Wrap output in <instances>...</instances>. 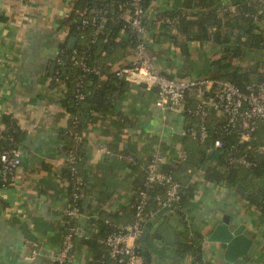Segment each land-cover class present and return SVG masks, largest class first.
Returning a JSON list of instances; mask_svg holds the SVG:
<instances>
[{
    "label": "crops",
    "instance_id": "obj_1",
    "mask_svg": "<svg viewBox=\"0 0 264 264\" xmlns=\"http://www.w3.org/2000/svg\"><path fill=\"white\" fill-rule=\"evenodd\" d=\"M75 1L32 0L25 4L0 0V112L10 115L19 127L22 155L14 186L0 189V264H49L62 241L64 222L59 208L65 203L68 187L60 171L65 166L64 146L72 126L68 113L59 104L66 87L57 81V86L50 88L49 83L60 65L61 45L75 37V48L89 35L85 31L68 36ZM183 1H151L143 36L147 55L167 77L206 78L218 66L214 62L219 58V47L210 42L188 41L174 22L165 32L157 21L169 11L182 10ZM238 1L220 0L219 15L234 13ZM127 15L123 17L125 22ZM18 19L22 26L11 30L9 23ZM257 26L264 33V17ZM130 32L121 29L113 45L107 43L108 50L98 51L95 64L99 68L113 73L137 59L136 49L128 40ZM194 69L200 74H193ZM111 97L110 110L89 119L80 132L85 138L80 170L86 184H92L89 188L95 196L76 226L83 233L80 241L76 237L72 264L103 261L99 258H104L105 249L88 245L96 231L92 222L99 217H108L115 226L131 221L134 186L157 155L163 160L161 170L173 169L178 183L188 180L194 185V209L185 216V224L170 209L156 221L160 225L163 219L172 220L179 244L155 240L152 229L147 247L150 262L144 258V263L195 264L190 254L177 257L175 253L192 236L193 229L202 237L200 264H225L219 245L203 242L209 226L227 215L233 225L245 227L246 236L255 245L253 253L236 264H264V214L259 207L235 194V186L205 181L201 170L191 171L181 158L183 154L194 155L199 148L194 138L196 120L161 113L155 106V89L143 85L124 82L114 86ZM242 185L250 195V187Z\"/></svg>",
    "mask_w": 264,
    "mask_h": 264
},
{
    "label": "trees",
    "instance_id": "obj_2",
    "mask_svg": "<svg viewBox=\"0 0 264 264\" xmlns=\"http://www.w3.org/2000/svg\"><path fill=\"white\" fill-rule=\"evenodd\" d=\"M132 0H76L73 5V14L69 18L70 25L69 37L71 35L78 36L81 32H89L86 42L78 44L74 49H69L66 43L60 47L61 53L58 56L60 65L57 64V72L52 76L49 87H56L57 81L62 82L66 87L63 97L59 104L68 113L71 118L77 117L79 125L76 129L81 132L84 124L99 114L108 112L112 105L111 91L114 86L121 85L124 82L114 77V72L110 73L107 69L99 68L96 64L97 53L99 50H108L107 43L115 38L116 33L121 29L130 32V24L124 21V15L132 12ZM152 0H140V6L143 11L150 9ZM220 0H184L182 10H173L161 15L157 21L165 29L169 31L172 23H176L178 31L187 37L190 42H210L213 47H219V58L214 62L220 68V73L214 75L215 78L226 80L240 90L253 82L264 83V33L257 26V22L264 17V11L260 6L259 0H239L234 13H226L222 17L219 15ZM191 10L190 14H185L183 10ZM105 19L101 31L96 34L94 41L93 28H79L80 17H90L93 13H97ZM184 12V13H183ZM166 18L171 21L170 24L161 23L160 19ZM2 17H0V20ZM146 19H143V26L146 29ZM175 26V25H174ZM128 40L132 47L136 48V38L134 33L128 34ZM72 59L83 62L90 69H94L98 73H83L80 67L73 66ZM246 64V65H245ZM104 77L106 79H104ZM83 94L85 99L78 101L77 95ZM186 118V117H185ZM223 121L209 120V129L211 131L210 139L206 146L198 145V150L194 155H187L186 163L191 166V171L201 170L205 181L219 184L223 182L226 185L234 187L235 184L241 182L250 187V195L248 201L259 207L264 214V154L254 152V149L245 151L238 144L235 134L224 131L222 129ZM71 127V126H70ZM21 132L15 120L7 114L0 117V152L21 147ZM67 143L64 146L65 153L72 148V138L66 135ZM220 139L223 143L221 149H213L212 142ZM84 143V142H83ZM82 144L77 148L80 156L78 168L84 162L81 152ZM252 145V143H250ZM209 151H213L209 155ZM238 155H246L250 162L249 167H241L231 164L228 157H237ZM215 164L212 168L211 165ZM165 173L171 174L173 177V169L162 168ZM61 178L70 183L71 174L68 165H65L60 171ZM82 175V173H81ZM83 176V175H82ZM190 176V175H188ZM84 178V177H83ZM175 179V178H174ZM189 179V178H188ZM85 181V180H84ZM177 181V180H176ZM137 186H134L135 195L140 191H146L149 196L163 194L162 187L148 188L145 181V172L138 179ZM178 182V181H177ZM188 180L181 183L179 198L173 205V214L179 218L183 224L185 216L194 209L191 203L194 195V185L188 184ZM86 185V182L84 183ZM85 185L82 189L85 195ZM0 187H8V185L0 180ZM70 187L68 186V194ZM134 199V198H133ZM133 201V200H132ZM82 213L87 210L84 206V199L79 202ZM156 211L154 201L149 200L147 213L151 214ZM134 211L132 210L133 220ZM130 221V222H131ZM79 222V218L71 221L66 227H75ZM92 223L95 224L96 231L89 238L88 245L92 247H103L104 264H111V260L107 249L103 246L102 241L105 237L112 233L116 228L111 224L108 217H99ZM192 236L182 242L176 250L177 257H183L190 254L195 264L202 262L201 242L202 237L196 230H191ZM97 264V262L95 263Z\"/></svg>",
    "mask_w": 264,
    "mask_h": 264
},
{
    "label": "built area",
    "instance_id": "obj_3",
    "mask_svg": "<svg viewBox=\"0 0 264 264\" xmlns=\"http://www.w3.org/2000/svg\"><path fill=\"white\" fill-rule=\"evenodd\" d=\"M7 2L30 3L32 0H6ZM264 11V0H259ZM132 12L128 13L130 24L137 44V59L131 64L114 71V77L126 83L143 85L149 89H155V106L163 114H172L196 120V133L194 138L200 146H206L210 139L209 120L211 118L218 122L223 121L222 129L235 134L237 142L243 150L264 154V83L253 82L240 90L234 84L221 78H170L161 74L147 55V45L144 39L145 27L143 19L147 17L148 11H143L140 0L131 1ZM79 28H93L92 41L98 34L105 19L97 13L90 17H80ZM161 23L170 24L166 18L160 19ZM11 30L22 26L21 20H13L9 23ZM3 41L0 34V43ZM2 45V44H0ZM73 66L80 67L85 74L90 72L98 73L90 69L83 62L72 59ZM264 71V65L262 67ZM78 101H83L85 96L78 94ZM4 113L0 112V117ZM79 125L77 117L71 118V130L69 135L72 138V148L64 157L65 165H68L71 174L70 187L65 203L59 208V213L64 225L80 218L83 213L79 202L85 198L82 192L84 178L81 175L78 163L80 156L77 148L85 140L81 133L73 130ZM259 135L260 141L256 139ZM187 136V133L184 134ZM254 139L252 145L251 140ZM223 143L220 139L212 142L213 149H221ZM252 149V150H253ZM106 149H102L104 151ZM107 151V150H106ZM21 150L19 148L9 149L0 152V180L8 185L0 189L12 188L16 182V172L21 165ZM183 160L187 155L181 156ZM231 164L241 167H249L250 162L246 155L228 157ZM163 160L160 156L154 157L145 169V181L148 188L162 187L163 194L149 196L146 191H140L134 197L131 209L134 211L133 220L124 226H116L115 230L108 234L102 241L107 249L111 264H145L140 253L139 239L145 223L151 214L147 213L149 200L154 201L156 210L168 207L173 213V205L179 198L180 185L174 177L160 169ZM75 227H66L63 233L61 244L49 264H72L77 237ZM34 252V250H33ZM97 264H104L99 261Z\"/></svg>",
    "mask_w": 264,
    "mask_h": 264
},
{
    "label": "water",
    "instance_id": "obj_4",
    "mask_svg": "<svg viewBox=\"0 0 264 264\" xmlns=\"http://www.w3.org/2000/svg\"><path fill=\"white\" fill-rule=\"evenodd\" d=\"M76 41L75 37H71L68 40L67 47L69 49L74 48V43ZM54 65H52L50 74L53 73ZM220 73L219 66H215L212 68V72L209 77H214V75ZM254 142V139L250 141ZM213 151L209 152V155H212ZM90 186L92 184H86L85 193L87 195V201L84 202V206L87 209H90V204L92 202L95 193L90 191ZM235 194L248 199L249 193L246 188L241 184L237 183L234 188ZM169 210L168 207L160 209L155 216H152L145 223L142 233L139 239V247L140 253L143 258H145L146 262H150L149 252L147 250L148 240L151 234V230L155 229L152 232L155 240H160L164 242V244H179L177 239V235L173 230V221L170 219H163L162 224H157L156 221L163 217V215ZM210 230L207 232L203 244L213 243L218 244L220 249L222 250V261L225 264H236L240 259L245 256H250L255 248V245L245 234V227L243 225L235 226L230 222V219L227 215H224L220 222L216 225H210ZM77 235L79 236V241L81 240L83 231L81 229L76 230Z\"/></svg>",
    "mask_w": 264,
    "mask_h": 264
},
{
    "label": "rangeland",
    "instance_id": "obj_5",
    "mask_svg": "<svg viewBox=\"0 0 264 264\" xmlns=\"http://www.w3.org/2000/svg\"><path fill=\"white\" fill-rule=\"evenodd\" d=\"M194 65H195V63H194ZM196 67H200V66L196 65ZM192 73L193 74H200V71H195V69H194V71H192ZM195 78H197V77H195ZM256 139H257L258 142L260 141V138H259L258 134H256Z\"/></svg>",
    "mask_w": 264,
    "mask_h": 264
}]
</instances>
